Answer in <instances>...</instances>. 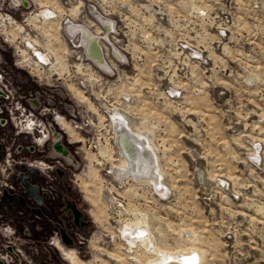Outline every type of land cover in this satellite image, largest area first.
I'll list each match as a JSON object with an SVG mask.
<instances>
[{"label":"rangeland","instance_id":"1","mask_svg":"<svg viewBox=\"0 0 264 264\" xmlns=\"http://www.w3.org/2000/svg\"><path fill=\"white\" fill-rule=\"evenodd\" d=\"M27 1L2 12L26 26L15 43L1 32H17L16 26H0V69L10 94L16 93L12 100H24L50 138L37 145L32 134H18L11 119L0 126V258L18 254L13 264H72L54 245L59 235L82 264H116L109 254L123 257L129 247L119 230L122 201L130 213L152 218L151 236L162 250L195 247L203 255L198 264H264V0ZM45 7L59 17L25 20ZM94 16L110 19L113 31L104 32ZM72 23L109 37L100 40L105 68L69 33ZM27 34L50 58L39 71L18 64L17 47L26 48ZM27 53L41 59L32 49ZM56 57L62 70L53 68ZM115 112L154 143L167 194L146 178L116 180L114 170L125 161L116 129L122 117L112 120ZM57 114L70 123V134ZM56 135L69 153L54 149ZM18 161L38 169L33 179L49 180L56 190L39 206L40 215L4 196ZM72 205L86 224L77 223ZM152 253L140 254L147 262Z\"/></svg>","mask_w":264,"mask_h":264},{"label":"bare ground","instance_id":"2","mask_svg":"<svg viewBox=\"0 0 264 264\" xmlns=\"http://www.w3.org/2000/svg\"><path fill=\"white\" fill-rule=\"evenodd\" d=\"M20 2H22L24 4H28L27 1H24V0H11V5L9 4L4 9L0 10V26L4 25L3 22H5V24H7L6 22H8L9 26H13V25L16 26V30H17V32L15 31L16 36L18 35V33H22L25 31L26 24L18 23L13 18V16H11L8 13H2V12H4V10H6V9H9L11 11L17 10V7L22 5V4L20 5ZM45 3H46V1H45ZM77 12H78V10H72L71 11L72 14H77ZM35 16L36 17L29 15L27 17V19H25V20L30 24L34 20V18L37 19L39 17V18L46 20V19H51L49 17H52V19H53L55 17H59V14H57L56 11L52 10L51 8L45 7L44 9L39 11L37 14H35ZM35 24H37V22H35ZM37 25L39 26V24H37ZM37 25H36V27L38 28ZM70 25L71 26L68 29L69 33L75 34L76 36L78 35L80 37L81 42H82L81 45L83 46L85 54L88 56V58L94 59L98 62V64H101L103 67L104 66L106 67V62H105L106 60L103 59L104 53L101 51L99 43L92 42V40H91L92 36L89 33L90 30L85 25H82V24L72 23ZM1 33L5 34V36L7 37V40H10V42L15 43L16 38H14V41H11V39L9 38V36L13 37L12 32H10V31L6 32V30L3 29ZM28 36L29 35L27 34V36H25L23 38L25 41V44L21 45V46H25L26 48L23 49L20 46L17 47L18 51H21V55L23 56L21 62H19L18 64H22L25 66H36V69H37L36 71H39L38 67H40V65H42V64L44 65V63H46V61L50 62V58H49L47 53L39 50V48L36 47V45H38V43L36 41H33ZM26 42H27V44H30V45L27 46ZM49 47H46V48H49ZM28 49L34 50L36 52V54H34V53L33 54L35 56L38 55L42 60L38 59L37 57L34 60L31 56L30 57L27 56L28 55V53H27ZM57 57L55 58V62L51 61V63L54 65L53 68H56L58 70V68L61 69V65H60V61H58ZM27 59L30 61L29 64H27L25 62V60H27ZM79 69H80V67H79ZM252 77H254V74ZM0 79H2L1 72H0ZM27 114H28V112H26L22 115H15L13 112V116H14L13 124L18 128V130H20L19 132H22V133L26 132V133L32 134V136L34 137V140H35L34 142L37 145H45V143L50 138L49 127L47 128L46 125H44V123H42V122L40 123V121L35 119V117L32 116L31 114H28V116H27ZM120 114H121L120 112L113 113V117L111 116L112 120L123 116V115L121 116ZM55 119H56V122L59 123L65 129V132L70 134V131H68V129H67L68 124L70 125V123L65 119V117H63L60 114H57ZM126 120H127L126 117L125 118L122 117V119H120V120H118V122H116L117 123L116 129H118L117 130L118 131L117 132L118 133L117 140H118V143L120 145L121 155L124 157V161H125L124 165H120L119 167H117V169L115 168V170H114V175L116 176L115 177L116 180H120L124 176L125 177L127 176L128 179L132 178L133 180H137V181L138 180L141 181L144 178H146L143 181L150 182L149 184L153 185L155 188L158 187L159 190H161L165 194H167L168 189H170V188L167 185V183L160 181V178L158 176L159 175L157 172V170H158V155H157V151H155L154 143L152 142L151 139H149L150 141L145 140L144 139L145 136L143 137V133H140L133 128V126H132L133 121L130 122V120H127V121ZM66 124H67V126H66ZM126 126L129 128H126ZM56 136H58V135H56ZM146 138H148V137H146ZM150 146L152 147V149L150 148ZM153 151L156 154V156L154 153H152ZM31 165H34V164L32 163ZM36 166L38 168H40L38 165H36ZM160 172H161V169H160ZM144 173H145V175H144ZM29 178H30V176H29ZM5 193L7 196H12V195H9V193L7 191H5ZM124 205H127V203L119 201L118 208H120V210L122 208L121 214L123 216H125L124 218L122 217L119 220V222L121 223L119 230H120V236H123V238L125 239V242H128L129 247L126 249L127 254H126V252L124 253L125 256L129 254V257L127 256L128 260L134 259L137 261L138 264H168V262H170V261H174L173 263L185 264L184 258H186V257L190 258L193 255H195L198 258L197 264H198V262H200V258H202L203 255L195 247H192L190 250H182L181 249V250L173 251V252L166 251L165 249L162 250L158 245L157 237H155L153 239V237L151 236V233H153L155 235V233H154L155 228H153V226H152V218L147 213H144L142 211H136V212L130 213L128 209L125 210ZM186 230L191 232L190 229H186ZM156 234H157V232H156ZM184 234H183V236H184ZM193 236H194L193 234H192V237L190 236L192 238V239L190 238L191 240H193ZM56 239L60 240L58 237H56L55 240ZM135 246L137 247L136 249H134ZM151 246H152V248H151ZM141 250H144V251H141ZM152 250H153V253L150 256L154 257V255H156V257L145 262L140 253L143 252L146 254L147 253L150 254V251L152 252ZM137 252H138V254H137ZM109 255H110V258L116 264H128L129 263V261H127L125 256L122 257L121 255H118L115 253H112ZM9 256H10V258H8L7 255H5V257L1 256V258L3 259V262L5 261L7 264H13L14 258L12 257V255H9ZM69 256L74 258L77 264H82V262L79 260V258H77L74 255V253L69 254ZM148 256H146V257H148ZM1 258H0V264L3 263Z\"/></svg>","mask_w":264,"mask_h":264},{"label":"flooded vegetation","instance_id":"3","mask_svg":"<svg viewBox=\"0 0 264 264\" xmlns=\"http://www.w3.org/2000/svg\"><path fill=\"white\" fill-rule=\"evenodd\" d=\"M12 33H13V37L9 36V38L11 39V41H14V38H16V35H15L16 32H14V29H12ZM25 62L27 64H29L30 61L27 59V60H25ZM0 72L2 74V79H0V116H2V117H0V118H2V120H3L0 123L6 125V123H8V119H11V117H10L11 108H14L13 111H14L15 115H22V113L20 111H15L17 108L16 105L18 103L23 104V105H25V104H24V100L22 101V100H19L18 98L15 99V101L12 100L13 98H16V93L10 94L11 89L6 88V87H10V85L6 79L7 76L1 69H0ZM1 124H0V126H1ZM66 126H67V124H66ZM3 135L5 136V132ZM1 136L2 135L0 134V137ZM55 139L56 140H55L54 149L58 150L60 152L64 151L63 152L64 154H65V151L69 153V151L67 149L63 148L62 145L60 144L59 136H56ZM13 147H14V145H13ZM22 149H24V146H22ZM29 150L32 151L31 148ZM0 154L2 155L1 152H0ZM69 158H71V157L69 156ZM19 163H22V162L18 161L16 163H14L15 168H18V171L20 169H22L24 172H18V171L16 172V174L18 173V175L15 176V178H13V182H14L15 186L12 185V187L3 188L4 189V196H7L5 193V191H7L9 193V195L13 196V199L10 198L11 196H7L9 199L14 200V202H18V204H20L22 206H26V208L32 209L33 211L38 209L37 212H39V215H40L44 211H42V208L39 206H41L46 200H48L50 198L54 199V195H55L54 191H56V190L52 187L49 180L40 178V181H38L39 179L38 180L33 179L35 177V175H36L35 173H37L38 169H35V168H29L28 169V168H26V166H23L21 164L19 165ZM13 170H14V168H13ZM29 176H30V178H29ZM24 181L31 183L33 185H36L38 187V189H39L38 193L42 197V204H40L33 196H31V194L29 193V191L27 190V188H25V185L23 184ZM43 183L48 184V187L47 188L44 187ZM27 194L30 195L33 199L30 198V196H27ZM20 198H23L24 202H22ZM32 206H34V207L32 208ZM72 210H73V208H72ZM3 230L4 229H0V235H4ZM61 230L65 231L64 229H61ZM6 233H8V235H13V229L12 230L8 229L6 231ZM57 237L60 240L56 239L54 241V245H56V247H58L61 250V253L65 259L70 260L72 262V264H77L75 259L72 258L71 256H69V254L74 253V255L78 258L76 251L73 249H68V248L64 247L62 244L63 242H62V239L60 238V236L57 235ZM0 240H2V238H0ZM9 243H10V241H9ZM11 248H12V242H11ZM14 254H16V253H14ZM17 255L18 254H16L14 257V263L16 262L15 261L16 259H19V257ZM7 256H8V258L10 257L9 255H7Z\"/></svg>","mask_w":264,"mask_h":264},{"label":"built area","instance_id":"4","mask_svg":"<svg viewBox=\"0 0 264 264\" xmlns=\"http://www.w3.org/2000/svg\"><path fill=\"white\" fill-rule=\"evenodd\" d=\"M1 1H3V2H5V1H7V0H1ZM24 1H27V0H24ZM18 3V2H17ZM27 3H29V1H27ZM11 5V0H8V5ZM21 4H24V3H22V2H20V5ZM14 5V4H13ZM22 6V5H21ZM23 6H26V4H24ZM5 7H7V6H0V9L2 10V9H4ZM20 7V6H19ZM6 10H9V9H6ZM5 11V10H4ZM11 11V10H10ZM100 17H102V16H100ZM49 18H51L52 19V17H49ZM46 20H50V19H46ZM94 20H95V22H97V23H100V25L102 26V29H103V31L104 32H106V33H110V32H112L113 31V25H112V21L110 20V19H108V18H102V20L100 19V18H95V16H94ZM102 21V22H101ZM99 25V26H100ZM89 33H90V35L92 36L91 37V40H92V42H97V43H99L100 44V49H101V51L103 52V49H102V46H101V43H100V40L101 39H104L105 41H107V42H109V37L107 36V35H105L104 37H100V36H97V35H95L94 33H92L91 31H89ZM115 57L116 58H119L120 59V55L116 52L115 54ZM133 83V82H132ZM134 84H135V82H134ZM7 88V87H6ZM132 90H135V88L134 87H132ZM126 99H128V98H126ZM131 99V98H130ZM16 110L15 111H20L22 114H24V113H26V112H28V114H30L31 113V115H32V113L33 112H31V109H29V111H28V109H27V107L26 106H24L23 104H20V103H18L17 105H16ZM14 110V108H11V110H10V117H11V121L13 122V119H14V116H13V111ZM28 114H27V116H28ZM3 120H2V118H0V122H2ZM43 123V122H42ZM1 124V123H0ZM3 126L5 125V124H2ZM20 131V130H19ZM21 132H18V134H20ZM0 140H1V138H0ZM32 150L34 149V148H31ZM12 150V149H11ZM23 149H22V146L21 145H17L16 146V149H15V151H16V153H21V151H22ZM10 153H13V151H9V154ZM11 168V171H14L13 170V168L12 167H10ZM10 171V172H11ZM7 187H12V185H8ZM27 196H30V195H28L27 194ZM54 197H55V195H54ZM30 198H32L31 196H30ZM33 199V198H32Z\"/></svg>","mask_w":264,"mask_h":264},{"label":"water","instance_id":"5","mask_svg":"<svg viewBox=\"0 0 264 264\" xmlns=\"http://www.w3.org/2000/svg\"><path fill=\"white\" fill-rule=\"evenodd\" d=\"M23 184L25 185V187L27 188V190L29 191V193L31 194V196H33L40 204H42V197L39 195V189L36 185H32L26 181L23 182ZM11 199H13V197H10ZM22 202H24L23 198H20ZM72 208L74 210L75 216H76V221L79 224H86L84 222H82L81 217H82V212L76 208L74 205H72ZM36 212L38 211V209L35 210ZM63 233V239L64 241L70 245L71 244V240L66 236L65 231H62Z\"/></svg>","mask_w":264,"mask_h":264},{"label":"snow or ice","instance_id":"6","mask_svg":"<svg viewBox=\"0 0 264 264\" xmlns=\"http://www.w3.org/2000/svg\"><path fill=\"white\" fill-rule=\"evenodd\" d=\"M185 259V264H197V261H198V258L193 255L192 257L190 258H184Z\"/></svg>","mask_w":264,"mask_h":264}]
</instances>
